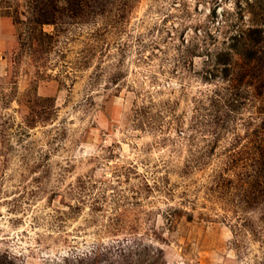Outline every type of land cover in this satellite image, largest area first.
<instances>
[{
	"label": "rangeland",
	"instance_id": "374dc122",
	"mask_svg": "<svg viewBox=\"0 0 264 264\" xmlns=\"http://www.w3.org/2000/svg\"><path fill=\"white\" fill-rule=\"evenodd\" d=\"M0 260L264 264V0H0Z\"/></svg>",
	"mask_w": 264,
	"mask_h": 264
},
{
	"label": "trees",
	"instance_id": "16d2710c",
	"mask_svg": "<svg viewBox=\"0 0 264 264\" xmlns=\"http://www.w3.org/2000/svg\"><path fill=\"white\" fill-rule=\"evenodd\" d=\"M83 256H84L85 260H90L89 256H92V255L88 256V254H86V255H83ZM77 260H83V259H81V257H79V259L77 258ZM0 264H2L1 260H0Z\"/></svg>",
	"mask_w": 264,
	"mask_h": 264
}]
</instances>
